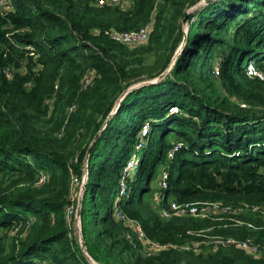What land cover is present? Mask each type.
I'll return each instance as SVG.
<instances>
[{"label": "trees", "instance_id": "trees-1", "mask_svg": "<svg viewBox=\"0 0 264 264\" xmlns=\"http://www.w3.org/2000/svg\"><path fill=\"white\" fill-rule=\"evenodd\" d=\"M97 1L0 6V264H264V253L210 239L264 250V215L253 210L264 206V79L247 71L251 63L264 74V0ZM147 23L134 45L105 32ZM169 65L128 90L105 122L125 89ZM170 200L231 212L165 217ZM136 225L170 246L147 254Z\"/></svg>", "mask_w": 264, "mask_h": 264}, {"label": "built area", "instance_id": "built-area-1", "mask_svg": "<svg viewBox=\"0 0 264 264\" xmlns=\"http://www.w3.org/2000/svg\"><path fill=\"white\" fill-rule=\"evenodd\" d=\"M122 1H128V0H98V4H103L105 2H110V3H120ZM0 6H7V0H0ZM150 29V23L145 24L144 26L140 27L139 29H131V30H114V29H109L106 30L105 32L115 41L119 42H124L126 44H138L146 41L148 37ZM247 71L250 75L258 76L261 79H264V74L261 71H258L253 67L251 63H249L247 67ZM213 73L218 75L219 74V69L218 66H215L213 69ZM7 74L10 75L9 70H7ZM94 72L88 71L83 79L81 80V83L85 86L87 85L92 77H93ZM170 111H177V106H171ZM150 129V125L148 121H144L141 125L140 128V138L137 141L136 147L140 148L142 143H143V136L148 133ZM182 142L177 141L174 146H173V151L181 146ZM169 155H172V151L169 152ZM137 156L136 154L131 155L128 157L125 162L123 163L121 167V179H120V189L119 192L125 193L126 191V179L127 176L132 172V170L135 168L137 164ZM161 186L165 187L166 186V181H165V176L166 172L164 171L161 175ZM84 178H82L81 181H83ZM230 208L221 205L218 202H212L208 200H195V201H189V202H176L175 200H170L168 206L163 207L161 209V214L165 217H169L172 215H192L196 217H208L211 219H221V213L222 212H231L229 210ZM253 210H259L263 215H264V206L258 207L255 206L253 207ZM73 211V207H69V212ZM117 214L120 215L123 219L124 216L121 215L120 212H117ZM125 221H128V219H125ZM233 221H237L234 219ZM129 222V221H128ZM250 224V223H249ZM136 230L138 231V237L142 239L143 246L146 249V253L150 254L151 252L157 251L159 249H162L164 247L170 246L168 244H160L156 241H153L151 239H148L145 237L144 232L140 228V226L136 225ZM210 239L213 241V243H222V244H234L237 247L243 248L248 252L254 253V254H259V253H264L262 248L259 247L258 244L254 243L251 239H236L234 237H223L222 235H212L210 236Z\"/></svg>", "mask_w": 264, "mask_h": 264}, {"label": "water", "instance_id": "water-1", "mask_svg": "<svg viewBox=\"0 0 264 264\" xmlns=\"http://www.w3.org/2000/svg\"><path fill=\"white\" fill-rule=\"evenodd\" d=\"M207 1H209V0H201V1L198 2V4H201V3H204V2H207ZM198 4H197V5H198ZM197 5H196V6H197ZM189 11H190V10H188V11L185 13V15H184V17H183V19H182V22H183V23H186V22H187V17H188V12H189ZM187 28H188V27L185 26V28H184V30H183V38H182V41H181L179 47L177 48V50H176V52H175L174 58H173V60H172V63H173L174 59L176 58L177 54L179 53V51H180V49H181V47H182V45H183V43H184V41H185V39H186V36H187ZM170 65H171V63H170ZM170 65H169V66H168L163 72H161L157 77H155V78H153V79L143 80V81H141V82H137V83L131 85L130 87H128L127 89H125V91H124V92L121 94V96L119 97V99H118L117 103L115 104L113 110H112V111L109 113V115L107 116L105 122L107 121V119L109 118V116L112 114V112H114V111L116 110V108H117L118 105H119L120 100L123 98V96L125 95V93H126L128 90L132 89V88L135 87V86H139V85H141V84L155 82L159 77L163 76V75L169 70ZM97 134H98V133H97ZM97 134L95 135V137L97 136ZM93 142H94V139H93V141L91 142V144H90L89 147H88L87 154H88V152L90 151V148H91V145L93 144ZM76 217L79 218V210H77V212H76ZM75 219H76V218H75ZM82 245H84V243H82ZM91 261L93 262V264H98L97 262H95V261H93V260H91Z\"/></svg>", "mask_w": 264, "mask_h": 264}, {"label": "rangeland", "instance_id": "rangeland-1", "mask_svg": "<svg viewBox=\"0 0 264 264\" xmlns=\"http://www.w3.org/2000/svg\"><path fill=\"white\" fill-rule=\"evenodd\" d=\"M194 8H192V9H190V11L191 10H193ZM185 25H186V23H185ZM246 59H247V54H245L244 56H243V60H242V62H243V64H245V62H246ZM175 60V59H174ZM140 132V131H139ZM140 135V134H139ZM133 154H136V153H133ZM132 154V155H133ZM131 156V155H130ZM136 156H137V158H138V155L136 154ZM86 174V171H85V173L83 174V175H85ZM160 177H158V179H159ZM157 179V180H158ZM84 179H83V181H81V186L83 187L84 186ZM74 233H75V235L78 237V239L80 240L81 239V235H80V219L79 218H77L76 217V219L74 220Z\"/></svg>", "mask_w": 264, "mask_h": 264}]
</instances>
